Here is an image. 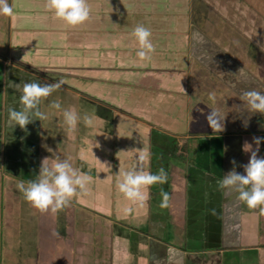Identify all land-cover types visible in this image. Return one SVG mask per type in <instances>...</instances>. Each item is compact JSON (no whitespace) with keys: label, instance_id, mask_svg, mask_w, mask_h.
I'll use <instances>...</instances> for the list:
<instances>
[{"label":"crops","instance_id":"obj_1","mask_svg":"<svg viewBox=\"0 0 264 264\" xmlns=\"http://www.w3.org/2000/svg\"><path fill=\"white\" fill-rule=\"evenodd\" d=\"M10 1L13 2L15 16L7 18L10 33L9 61L3 63L0 60V66L10 68L14 74H24V82L51 83L46 77L38 75L41 70L39 67L45 65L44 61L50 60L49 65L64 72V75L75 74L72 78L68 76L65 78L71 84L85 87L78 88L88 91L91 97L92 95L100 97L98 101L103 102L104 110L96 122H114L115 125L121 126L120 122L126 118L132 120L128 115L138 114L135 110L141 112L144 109L140 107L151 106L154 110L149 112V115L150 113L158 114L160 118L158 120H152L154 119L152 118L150 121L160 123L163 128L169 130L168 133L172 130V133L168 135H172L176 141L172 146L166 145L165 148L161 146L162 139L158 140L159 138L154 136L158 140L155 143L161 150L157 148L152 153V158L150 154L146 169L156 173L160 168H164L167 172V183L154 185L151 191H148L152 199L150 203L152 219L150 229L143 231L141 228L128 226L125 222L128 215H133L135 220L145 218L146 215H142L141 212H137L140 213L138 215L135 212L134 214L125 213L123 209L118 208L115 209L119 210L116 212L109 210V206H106L107 202L112 200L109 197L115 196L116 202L121 200L125 203L126 200L125 197H117L121 194L117 183L111 185L113 180L118 181V174L123 171L124 164L121 162H124V158L117 157L121 156L118 150L119 155L112 163L110 148L120 145L118 147H123V152L126 153L125 148L129 146L118 140L121 138V130H117V125L114 126L115 129L112 128V132L102 126V129L100 127L98 131H95L96 133L85 134L86 137L83 138L78 154L79 159L76 158L77 154L71 155L68 151L63 153L67 157H74V160L70 161L74 164L73 167L93 177L89 186V194L73 198L70 205L72 204L74 209L70 211L66 207L67 209L58 211L55 220L47 219L49 214L45 215L44 212L41 214L38 211L44 219L40 218L38 224L36 221L35 226L42 240L39 242L40 245H31L32 249L25 253V256L19 253L23 257L24 264H186V257L199 256V254H190L196 250H204L203 255L208 254L210 257L215 255L213 259L211 257L210 260L213 262L209 264H223V260L225 264H264V248L260 246L264 244L258 240V229L260 222H263L264 226V216L257 214L258 209H249L246 203L238 200L234 193L227 189L221 190L218 183L223 175L232 170L231 161L233 159L237 161V165H245L249 162L251 154L243 151L244 142L248 141L255 150L253 137H264V134L252 135L237 132L234 137L223 132H212L213 134H210L211 136L207 139L206 136L201 135L202 130L192 134L191 130L187 129L186 122H191L194 104L188 95H185L188 99H183V93H173L177 91L176 87L178 88L175 71H180L177 68L181 65L176 62L175 65L164 63L161 59L163 55L159 57L156 53H152L151 59L146 61H139L136 55L140 50L139 43L132 32L137 25H144L151 30L155 51H160L161 54L165 52L175 54L176 50L179 51L176 45V39L178 41L179 36L181 42L185 40V47L182 48L186 50L189 60L200 59L199 64L202 65V69H208L207 71L228 85L232 91L237 90V85L233 81L238 79L234 78V75L231 76L228 73L229 76L224 77L221 72L222 68L219 71L217 67L213 69L217 61L221 62V59L224 60L228 56L225 57L226 55H220L218 52L217 59L210 60L211 65L209 60L200 58V51L207 47V44L213 47L212 50L215 53L217 48L206 37L200 39L199 36H191L190 23H192L193 13L190 0H88L91 7V19L76 27L69 26L64 21L55 18L54 14L46 9V0H9L11 4ZM240 3L242 2L239 0H218V2L209 0L207 5H214L217 10L232 8L237 12V20H240L241 16L246 13L248 21L253 20L254 22V13L257 10L255 9L251 14L252 17H249V6L247 7L244 3L241 6ZM128 7L131 10L127 15L124 11ZM129 16L133 21L123 23V19H128ZM141 17L147 22L146 24L139 21ZM123 24L129 36L125 34L126 36L122 38L120 35L123 33ZM154 27L156 29H153ZM182 29H186L187 32ZM116 34L119 37L111 40L116 37ZM170 34L171 37H169ZM158 35H161L163 39H158ZM166 36L169 38H164ZM162 40L166 41L165 47L158 46V42ZM196 44L198 45L197 50L193 48ZM99 45L103 48H98ZM98 50L102 51L97 52ZM34 51L36 55L31 58ZM192 52L193 55H191ZM197 55L198 57H192ZM10 57L16 62H12ZM227 62L230 65V60ZM29 65L34 67L30 68L32 72L25 69ZM70 69L76 72H70ZM150 70L152 72H149ZM236 70L239 71L237 68ZM164 71L168 72L166 76L169 78L162 81H153L150 78L151 74L148 75L149 73H154L156 76L164 75L161 73ZM182 71L185 72V70ZM228 72L231 71L228 70ZM245 72L244 70V75H247ZM1 74L0 71V77ZM28 75H33L36 79L29 78ZM84 75H86L85 78ZM170 76L173 78L170 79ZM250 82L255 83L254 80ZM15 83L16 86L20 85ZM257 87L261 91L264 90L263 87L258 85ZM145 92L151 93V97L145 98L144 95H147ZM186 92L188 93L189 89ZM172 94L178 95L182 100L175 102L172 100L175 99ZM92 102L94 100L86 104L92 105ZM67 104L71 108L73 99L69 98ZM126 111L132 114L127 115ZM158 111L161 112L160 115ZM87 114L93 115L94 111L93 114L87 111ZM197 114L200 115L199 112ZM20 130L26 132V129L24 131L20 128ZM34 130L35 128L30 124L27 135L22 133L23 135H17V137H23L21 141H27L30 145L31 136L34 137V135L29 134ZM149 130L151 128L142 132L144 135L141 136H137L136 133L131 135L137 143L136 146L145 147L147 145L150 138ZM195 133L206 141L197 142L195 145L189 144L187 139L192 138ZM92 137L99 139L96 138L93 141L95 147L93 143L89 145L87 141L89 138L92 142L90 139ZM138 137H141L140 142L135 139ZM98 141L99 144H96ZM104 143L107 146L103 145ZM148 151L150 152V148ZM258 156L264 157L263 143L260 145ZM127 158L129 159V155ZM76 163L81 164L76 165ZM236 170L240 173L244 172V169L239 166ZM161 188L171 197L167 208L160 207ZM165 219L169 220L174 234L171 242H166L159 234L157 236ZM224 227L228 231L226 236ZM234 229L239 232V238H237L238 243L240 239L239 244L235 243V232H232ZM46 237H51L50 244L44 242ZM223 239H226L225 242ZM181 241H186V244H182ZM180 245H191L190 249L193 251L189 249L188 253L185 246ZM16 246L12 245L8 249L16 252L21 246L20 251L27 250V247L23 248V245ZM237 250L244 251V255L239 257L241 255L238 256ZM216 257L219 263H214ZM188 264H206V262L197 258L194 263Z\"/></svg>","mask_w":264,"mask_h":264},{"label":"rangeland","instance_id":"obj_2","mask_svg":"<svg viewBox=\"0 0 264 264\" xmlns=\"http://www.w3.org/2000/svg\"><path fill=\"white\" fill-rule=\"evenodd\" d=\"M215 1L218 2V0ZM239 1L242 2L240 3L241 6H243V3L246 4L247 7L249 6L250 8L248 10L250 11L249 17H252L251 14L255 9L257 10L254 13L255 15L254 22H252L253 20L251 22L248 21L249 18L245 16L246 13L244 14V16H241L240 20L242 21L239 22L240 20H237L238 16L235 10H232V8H227V9L220 8V10H217L214 7V5L211 4L207 5V2H209V0L207 2H205V0H190L189 3H191V7H192L191 10L193 13L191 20L192 23H190V28H191L190 34L191 36L192 35H195L197 37L199 36L200 39L201 38L205 39L204 37H206L208 40H210V43L217 48V52L215 53L213 50L208 49L213 47L207 44L208 48L207 47L204 48L202 53H200L201 56L200 58L211 60V58L209 57H211V53L213 52L216 55L218 52L220 55L221 54L226 55L225 57L228 56L229 59L228 58L224 60L221 59L220 62L223 66L225 65L224 67H226L227 69L231 68L230 70H235L237 66V69L245 70L246 71L245 74L247 75L244 74L243 75L248 81L254 80L258 86L264 88V0H252V1L239 0ZM12 3L13 2H11V4ZM129 10H131L129 7L126 8L124 11L125 14L128 15ZM7 18L8 16L0 15V60L3 63L9 61L8 45H9L10 33L8 32L9 27H8ZM142 18L143 17H141L139 21L146 24L147 22L144 19L142 20ZM123 20H124L123 23H129V21L131 22L133 21L130 19V16L128 17V19H123ZM150 21L151 20H149V22ZM124 26L125 25L123 24L122 27L124 29L121 28L123 30L122 31L123 33L120 35L122 38L125 34H127L126 27ZM185 28L187 29V27ZM153 29H156V27H154ZM186 29L185 30L182 29V30L184 32H187ZM168 36L164 38H169L172 35L170 34V36L169 37ZM117 37H119V35L116 34V37L112 38L111 40H114ZM158 39H163V38L161 35H158ZM184 41L185 40L181 42L178 36V41L176 39V45H177V49L179 47L180 50L179 51L176 50L174 52L175 54L167 53V52H165V54H161L162 52L160 51L158 52L155 51L154 53H156V56L159 57L163 55L161 59L162 62L164 63L168 62L170 64L173 63V65H175L176 62V64L181 65L179 68H177L180 69V71H175L176 74L175 77L178 78L176 80V83H178V88L176 87L175 90L177 91H173V93H177V92L183 93L184 94V97H182L183 99H188L187 97H185V95H188V97H190L192 104H194L193 106L194 108H192V114H191L192 118H190L191 122L190 121L186 122V127H188L187 129L191 130L192 134L194 132H197L198 130H202L201 135L206 136L205 137L206 139L208 136H211L210 134L220 133V132H223L224 134L227 135L229 134L233 135L234 137H236L235 134L237 132L243 134L244 133L252 134V135L259 133L264 134V128L261 127V125H264V115L249 110L248 105L246 101L242 99L243 95L238 91V88L237 90H234L235 92L232 91L230 88H228V85H225L224 83H222L221 80L216 79L215 75L207 71L208 69L207 70L206 68L202 69L201 67L202 65L200 66L199 64L200 59L194 58L195 60L193 59L189 60L186 50H183L182 48L185 47ZM202 42H204V40H202ZM165 44H166L165 40L158 42V46L165 47ZM197 44L194 45V47L192 46L195 50H197L198 48ZM98 48H103V46L99 45ZM99 51L102 50H98L97 52ZM193 54L194 53L192 52L191 55ZM35 55L36 53L34 51V53H32L30 57L34 58ZM192 57H198V55ZM227 59L230 60L231 62L230 65L228 64ZM11 60L12 62H16L12 58ZM44 62L45 65L39 67L41 70L39 71L38 75L40 77H46L47 79H49L48 81H51V83L63 79L64 84L61 87V89L56 90L52 94V96L45 99L41 104L42 110L48 114V119L45 121L37 120L38 122H36L35 120L33 121L34 123H30L31 126L35 128V130L31 134H29V135H34V137L31 136L32 139H30L31 140L30 145L27 143V141L26 142L21 141L23 137L22 138L17 137V135L20 136L23 134L27 135V129L30 124L27 125V128H25L26 132H21L20 126L15 125L14 122L10 124L7 116L8 115L7 109L9 110L10 106H14L17 110L20 107L19 98L22 94V87H23V86L21 87V85L24 82L25 75L14 74L10 68H7L6 66H0V71L2 72L0 77V264H24L23 257L19 253H23V255L25 256L26 255L25 253L29 252L32 249L31 245H40L39 242L42 240V237L35 224L36 221L38 224L40 218L41 219L43 218V215H41L43 214V212L39 214L38 212L39 210L34 208L24 199L22 193L17 188V185L21 181L35 180L39 176L41 162L44 158L52 159L58 155L61 159L69 158L70 161L71 159L74 160V157L72 158L67 157L63 153L65 151H68V153H70L71 155L77 154L76 158L79 159L78 154H79V150L81 149L80 146L83 142V138L86 137L84 136L85 134L98 131L97 129H99L100 127H101L100 129H102V126L112 132L113 131L112 128L115 129L114 126L117 125V124L115 125L114 122L111 123L96 122L94 127H86L81 122L78 124V127L75 131L69 132L67 130V125L64 123L63 114H62L63 109L69 108L68 107L69 105L67 104V100L69 98L73 99L72 107H74L80 114H85L87 113V111L93 114L94 111V114L98 116L97 117L98 119L100 118V115L101 113H103L104 110V105L102 104L103 102L101 100L98 101V99L100 98L99 96L92 95V97L94 98L93 99L88 91H85V89L82 90L78 88V87L81 88H85V87L81 85L71 84L70 81L65 79L68 77L71 78L74 77L75 75L74 73H72L71 76L64 75L65 74L64 72L56 70L55 69L56 67L53 68L49 65L51 63L50 60ZM223 66L222 69L224 70ZM213 67H214L213 69L215 70L216 69L215 65ZM30 68H34V67L29 65L25 69H27L29 72H32ZM217 69L219 71L220 67H217ZM72 70L73 69H70V72H76ZM182 70H185V72H183ZM190 71H192V73H190ZM149 72L152 71L150 70ZM161 73L164 75L159 74L156 76L154 75V73H149L148 75L151 74L150 78H152L153 81H162L165 80L166 78H169V76H166V73L168 72L164 71ZM53 75H55V77H53ZM86 75H84V78L86 77ZM18 76H20V78ZM87 77L90 76L87 75ZM29 78L36 79L33 77V75L29 76ZM172 78L173 76H170V79ZM96 80L99 81L100 79H96ZM15 82L19 83L20 85L16 86L17 84ZM41 83L43 84L44 82ZM245 84L246 83H243V85ZM188 89L189 92L187 93L186 90ZM213 91L216 93L215 102L209 99V93ZM261 92H264V90H262ZM145 94L147 93L145 92ZM172 96L175 98L172 99L175 102H177L178 100L179 101L182 100V98H180L178 95L172 94ZM144 97L145 98L151 97V93L144 95ZM93 100L94 102H92V105L86 104V102H90ZM53 101L59 102L61 104V110H56L49 107V105ZM140 109H144L145 113L144 110H142L141 112H137V110H135V112L138 113L136 114L137 116L132 114L131 112L126 111L127 115L132 114V115H128V117L134 120L135 122L126 118L125 120L120 122L121 126L117 125V130H121V135H120L121 138L118 139L117 137V139L120 140L122 143H126V145H129L128 148L130 147V149L125 148L126 153H124L123 147L122 148L118 147L120 145L113 144L114 146H111V148L108 147L112 151L111 152L113 159L112 163H114L116 156L119 155L118 150L120 151L121 156H117V157L124 158L123 159L124 162H121V164H124L123 171L121 172L131 171L137 167V159H136L137 153L128 152V151L135 149H142V148H147V149L150 148V154L152 158L153 157L152 153L156 151L157 148H159L158 145L155 143L158 138H159L158 140L162 139L161 146L165 148L169 145L172 146L173 143H176L174 137L172 135H168L172 133V130L170 131V133H168L169 130L163 128V125H161L156 121H150L152 118H154L152 120H158L160 118L158 114H153V113H150L151 115L150 118L149 112H152L154 110V107L142 106L140 107ZM211 109L219 110L226 117L224 121V128L219 132H213V130L210 128V126L207 123L206 117L208 113L211 111ZM158 112L160 115L161 112L160 111ZM196 112L197 113L199 112L200 115L197 114ZM110 117H111V113H110ZM195 118H197V120L200 121H197ZM108 120L111 121V118H109ZM149 128H151V130H149L150 138L148 139L149 142L147 143V145L145 147H142L143 145L136 146L137 143L131 137V135L133 133H136L137 136L144 135L142 132H145ZM12 129L14 130L12 131ZM18 130L20 131L18 132ZM202 136H198L195 133L192 138L187 139L188 141L187 140L186 141L189 144L193 143L195 145L197 144V142L206 141ZM96 138L98 139V137L90 138L92 142H90L88 138L87 141L89 142V145H92V143L94 144L95 142L93 141L96 140ZM140 138L141 137L135 139L138 142H140ZM151 139H153V141ZM96 144H99V141L96 142ZM103 145L107 146L106 143H104ZM95 146L96 145L94 144V147ZM159 150L161 149L159 148ZM104 154L106 153L104 152ZM127 155H129V159L127 158ZM27 160L30 161L28 162ZM79 164L76 163V165ZM147 165L148 162L145 163L146 166L145 170H147L146 169ZM113 177H115V175H113ZM112 183L115 185L117 182L113 180L111 182V185ZM148 191H151V188L148 189ZM151 194L152 193H150V195ZM117 197L121 198L124 197V195L121 193L118 194ZM109 199H112L111 201H108L106 204V206H109V210H113L117 212L119 210H115L116 208L120 210L122 209L124 210V207L130 206L133 208V211L130 212V214H134L135 212L138 215L140 213L137 212H141L142 215H146L145 218L142 217L139 220L138 219L135 220L133 215L132 216L128 215L125 222L128 226H132L134 228L136 227L141 228L143 231L150 229L151 219H152L151 208H150L151 206L150 203L152 199L150 196L144 207H137L135 205H132L131 202L128 200H125V203L121 200L116 202L115 196L109 197ZM71 205L68 206L70 211L74 209V207H72ZM93 212H98V211H93ZM44 214L45 215L49 214L47 215L48 216L47 219H52V220H55L57 216L56 213L53 214L51 211L44 212ZM224 226H227V224H224ZM14 230L18 232H15ZM158 232L159 233H157V236L160 235L162 238H164V240H166V242L173 241L174 234L169 220L167 219L164 220L163 227ZM227 232L228 231H226V228L224 227L225 236ZM232 232L233 233L235 232L234 233L235 243L237 244L241 243L240 239H239V243L237 241V238H239V232H237L235 229ZM50 238L51 237L49 238L46 237L44 239V242L50 244V242H52ZM225 240L226 239H223L224 242ZM258 240L261 244H264L263 222H260V227L258 229ZM181 242L182 244L183 243L186 244V241H181ZM12 245H17V246L23 245V248L27 247V250L24 252L20 251L22 247L19 246L16 252L12 250L11 252L8 248L11 247ZM180 246L182 247L185 246V249H187L188 252L191 245H180ZM237 246H241V245H237ZM260 246L264 248V245H260ZM190 250L193 251V249ZM202 252H204V250H196L193 251V253L191 252L190 253L191 255L199 254V256H191L192 258L186 257V264L194 263V261L197 260V258L200 259V261L204 260L206 264L213 262L210 259L211 257L213 259L215 255L214 257L213 255L210 257L208 256V254L203 255L204 253ZM237 253L238 256L241 255L239 257H242V255H244L245 252L242 250H237ZM11 254L13 255L11 256ZM239 260L241 262V258H239ZM217 262L218 261L216 257L214 263ZM222 262L223 264H225L224 260Z\"/></svg>","mask_w":264,"mask_h":264},{"label":"clouds","instance_id":"obj_3","mask_svg":"<svg viewBox=\"0 0 264 264\" xmlns=\"http://www.w3.org/2000/svg\"><path fill=\"white\" fill-rule=\"evenodd\" d=\"M45 6L55 18L72 27L83 25L91 19V7L88 0H46ZM0 15L15 16L14 5L10 4L9 0H0ZM132 35L139 43L140 50L136 53L137 57L141 61L150 60L151 54L155 52L151 30L144 25H137ZM243 74L244 70H239L238 76ZM63 84V79L43 84L35 81L24 82L19 98V109L17 110L14 106L9 107V123L14 122L15 125L25 129L35 120H47L48 114L42 110L41 104L56 90L61 89ZM209 99L215 102L214 91L209 93ZM242 99L246 101L250 111L264 115V92L247 91ZM49 107L61 110V104L56 101H53ZM62 114L69 132L75 131L81 122L86 127H94L98 119L95 115L87 113L81 115L74 107L63 109ZM225 119L226 117L217 109H211L206 117L213 132L223 130ZM261 127L264 128V125ZM253 143L256 145L255 150L248 141L243 144V151L251 154L249 162L245 165H237V161L233 159L232 170L223 175L218 183L221 190L227 189L234 193L237 199L246 203L249 209H258L257 214L264 216V157L258 156L264 137L254 136ZM128 152L137 153V167L118 174L120 178L117 181V188L132 205L144 207L149 199L148 189L157 184H166L167 172L164 168H160L156 173L145 170V163L150 159L147 148ZM238 166L244 169L243 173L236 170ZM92 180V176L73 167L70 159H61L57 155L52 159L44 158L39 176L35 180L21 181L17 188L34 208L40 212L51 211L55 214L68 207L73 198L88 195ZM159 197L160 207H169L170 194L161 188ZM124 211L130 213L133 208L126 206Z\"/></svg>","mask_w":264,"mask_h":264},{"label":"flooded vegetation","instance_id":"obj_4","mask_svg":"<svg viewBox=\"0 0 264 264\" xmlns=\"http://www.w3.org/2000/svg\"><path fill=\"white\" fill-rule=\"evenodd\" d=\"M208 49L212 50V48H208ZM201 50L203 51L204 49L202 48ZM202 51H200V52L202 53ZM217 56H218V54L214 56L213 53H211V57H209V58H211V60H213L212 58H214V59L216 58L217 59ZM209 62H210L209 64L211 65V61L210 60H209ZM212 65H213V63H212ZM222 66L223 65L220 62H218V61L216 62L215 67L222 68ZM236 68H235V70H230V69H227V68H225L224 70L221 69V72L223 73L224 77L229 76L228 73H230L231 76L234 75L235 76L234 78L238 79L237 81H233V82L237 85L238 91H240L241 93L242 92L245 93L244 91L247 92V91H251V90H257V91L261 92V90L257 87V85L254 82L248 81L246 78H244L245 76H242V75L238 76L239 75V73H238L239 71L236 70ZM228 70L231 71V72H228ZM243 83H246V84L243 85Z\"/></svg>","mask_w":264,"mask_h":264},{"label":"trees","instance_id":"obj_5","mask_svg":"<svg viewBox=\"0 0 264 264\" xmlns=\"http://www.w3.org/2000/svg\"><path fill=\"white\" fill-rule=\"evenodd\" d=\"M258 13V12H257ZM174 146H176V145H174Z\"/></svg>","mask_w":264,"mask_h":264}]
</instances>
